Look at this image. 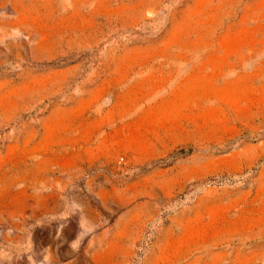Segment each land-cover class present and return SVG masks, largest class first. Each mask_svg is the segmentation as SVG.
<instances>
[{
  "label": "rangeland",
  "instance_id": "1",
  "mask_svg": "<svg viewBox=\"0 0 264 264\" xmlns=\"http://www.w3.org/2000/svg\"><path fill=\"white\" fill-rule=\"evenodd\" d=\"M0 264H264V0H0Z\"/></svg>",
  "mask_w": 264,
  "mask_h": 264
}]
</instances>
